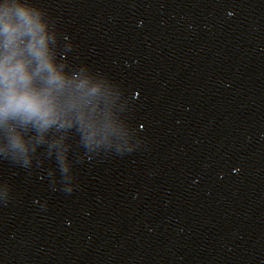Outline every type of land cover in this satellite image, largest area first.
Returning <instances> with one entry per match:
<instances>
[{
	"label": "water",
	"instance_id": "water-1",
	"mask_svg": "<svg viewBox=\"0 0 264 264\" xmlns=\"http://www.w3.org/2000/svg\"><path fill=\"white\" fill-rule=\"evenodd\" d=\"M6 4L88 95L0 123V264H264V0Z\"/></svg>",
	"mask_w": 264,
	"mask_h": 264
},
{
	"label": "clouds",
	"instance_id": "clouds-1",
	"mask_svg": "<svg viewBox=\"0 0 264 264\" xmlns=\"http://www.w3.org/2000/svg\"><path fill=\"white\" fill-rule=\"evenodd\" d=\"M43 33L25 4H6L0 12V123L44 130L87 103L85 85L58 66Z\"/></svg>",
	"mask_w": 264,
	"mask_h": 264
}]
</instances>
